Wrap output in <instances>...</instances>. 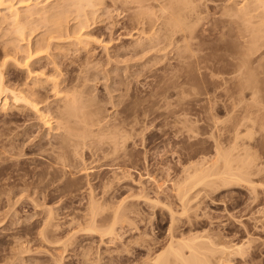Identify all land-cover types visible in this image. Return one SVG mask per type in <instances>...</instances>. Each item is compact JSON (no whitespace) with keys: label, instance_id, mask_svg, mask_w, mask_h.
I'll use <instances>...</instances> for the list:
<instances>
[{"label":"rangeland","instance_id":"374dc122","mask_svg":"<svg viewBox=\"0 0 264 264\" xmlns=\"http://www.w3.org/2000/svg\"><path fill=\"white\" fill-rule=\"evenodd\" d=\"M107 1L104 6L109 17L103 14V8L100 12L105 16L99 14L102 16H99L102 19L99 25L90 24L88 20L86 27L82 28L91 38L83 46L85 49L80 47L81 43L76 44L73 40L75 45L54 51L59 68L66 75L64 77L69 74L71 78L76 77L75 74L84 75L80 60L86 53L89 55L87 61L90 59L89 64L92 62V68H95L89 69V73H94L92 79L95 81L84 80L85 85L88 84L84 94L86 96L89 93L88 98L92 96L93 101L96 99L94 103L99 101L97 103L101 104L96 103L103 111L100 115L105 116L104 125L109 127L122 121L120 129L123 127L121 131L128 136L119 134L122 133L119 126L113 128L117 129V137L127 136L125 141H117L120 145L124 142L122 148L126 153L118 148L120 157L117 153L110 159L106 152L101 151L102 155L98 153L97 150L101 149L91 148L93 155L88 153L87 147L82 148L83 151L79 149L83 159L77 158V154L73 160L77 164L79 160L82 161H79V169L83 165L87 168L83 166L84 170H79L74 162L73 170L69 166L76 182L73 180V185L72 171H66L68 167H62L63 171L59 168V172L57 167L60 165H54L55 162L50 160L45 150L42 153L38 151V147L46 146L47 149L55 141L51 135H54V130L48 131L43 127L37 115L28 109L24 113L23 110L19 111L20 114L16 110L6 112L8 115L0 113V119L4 120L0 121V264H56L59 260L60 264H146L165 248L170 238L177 240L191 234L208 236L214 246H219L218 243L221 246L222 243L230 245L228 255L224 254L227 263L223 258L226 264H264V99L262 96L263 104L258 99L264 95V80L261 79L264 78V46L250 54L252 58L255 57L254 62L262 59L258 61L259 66L257 61L256 64L252 61L253 66L250 63L252 68L249 66L255 72L258 67L260 73L256 72V77L260 75L259 79L263 81L258 80L261 91L257 94L258 98L255 95L258 99L254 98L255 103L253 98H249L252 95L250 90L244 87L242 79H238L234 72L237 71L236 58L248 51L247 44L242 41L241 34L237 35L238 31L235 33L236 28L230 26L233 30L227 31L221 26H226V23L222 21V16H218L222 4L230 0H212L207 3L202 0L207 8L202 1L194 0L197 6L201 2L199 11L205 9L206 12H200L202 18L198 17L200 22L197 21L199 23L195 26L191 40H179L182 36L179 31L169 37L171 41L168 37H161L160 40L156 39V46L152 50L146 48L141 53H138V49V52L132 49L139 34L124 33L134 20L131 14L120 8L115 10L110 5L111 0ZM212 5L217 10L211 9L214 8ZM212 10L217 11V14L213 15ZM156 13L160 15L159 11ZM157 15H152L155 24L160 22L159 18L153 17ZM185 41L189 42L191 48L184 49L186 52L180 47H185ZM1 43L0 59L3 58ZM126 44L130 45L124 46ZM123 47L127 48L124 50ZM136 52L138 54L135 55ZM43 61L42 57L32 60L28 67L42 70ZM11 63L13 61L6 67V81L11 77L13 82L27 79L25 83L31 84L33 73L28 74L27 78L25 65L21 64V67L14 63V67ZM40 96L38 98L35 94L37 99ZM45 132L49 136H45L47 141ZM40 135L44 137L43 140ZM44 140L46 142L43 145ZM225 152L234 158L231 159L234 161L232 172H238L242 165L248 166L247 179L250 178V181L240 177L232 180V183L220 184L222 177L217 161L220 165V153L223 155ZM103 153L107 156L103 157ZM122 153L126 155L121 156ZM48 164H51L50 167L55 166L56 172L50 170V174ZM123 170H128V173ZM202 170L205 175L201 174ZM61 171H66L63 173L66 176L70 175V181L66 176L61 177ZM199 172L205 176L204 181L197 180L200 183H196L193 180V183L191 179L197 175L202 177L200 174L195 175ZM122 173H126V177ZM189 176L191 179L187 178ZM182 180L191 186L185 212L176 194V197L173 195L178 185L185 184L178 183ZM190 181L193 184L190 185ZM139 184L144 188L141 193L149 192L147 195L139 193ZM135 193L140 194L139 198ZM132 194L137 197L133 198ZM141 195L154 200L155 205L151 206V202L144 200ZM90 197L95 203L89 202ZM122 199H126L128 208H133L128 209L130 222H117L111 229L113 233L101 236L107 233L104 227L107 229L106 224L113 218V205L125 204L124 200L121 202ZM96 202L100 206L98 211L92 209L97 211L95 213L89 206ZM49 207L54 212L50 220L55 225L52 228L57 231H54L55 237L46 238L48 240L45 243L42 241L41 228ZM89 214L93 215L91 219ZM170 214L174 222L170 220ZM89 219H93L92 226L95 229L88 225L91 224ZM85 226L92 230H86ZM76 229L81 231H74L73 234L72 231ZM52 232L49 231V234H54ZM68 234L73 235L71 237ZM58 236L62 238L58 239ZM50 238L58 239V243L63 239L65 245H56ZM233 244L240 245V252ZM169 264L188 263L177 261Z\"/></svg>","mask_w":264,"mask_h":264},{"label":"bare ground","instance_id":"6f19581e","mask_svg":"<svg viewBox=\"0 0 264 264\" xmlns=\"http://www.w3.org/2000/svg\"><path fill=\"white\" fill-rule=\"evenodd\" d=\"M106 1L107 0H51V1H48V0H0V38H2V43H1V39H0V43L3 46V47H1L3 49V51H2L3 52V54H2L3 58L1 57L2 59H0V113L5 114L6 112L7 113H9L11 111L13 112V110L18 111L16 113H19V111L22 112V110H23V113H24V110L28 109L37 115L38 120L40 121V123L43 127L47 128L48 131L54 130L52 132V133H54V135L53 134H51V135L54 136L55 141L51 143L50 141L53 140V137L50 136V138H52L50 141L47 138L48 142L51 143V145L49 143H47V144H49L48 147L50 146L49 148L46 149V146H41V148H40V147H38L39 146L38 144H36V145H38L37 146L38 149L41 150V151L38 150L40 153L43 152L42 150H45L48 153V156L51 157L50 160H53V162H55V163H53L54 165L59 164L61 166V167L56 166L58 170H59V168H61L63 171V168L68 167V168H66L67 169L66 171H68V169H70L69 166H71V169L73 170L74 169L73 162L75 160L74 158L77 157L78 155L79 156L77 158H79V157L81 158V156H83V154L82 155H80V154L84 150L82 148H85V147H87L89 149V151L91 148L101 149V150H97L98 153H100L102 155L101 151H103V152H106L108 154L109 158H110V156L113 157L112 155L117 154L118 153L117 151H119V153H120L121 152L120 150H124L122 148V146H124V145H122L124 142L121 143V145H120V143H118L117 141H119V139H120V141H125L126 140L125 136L126 135L128 136V134L125 132L126 129H124L125 133H123L121 131L123 127L120 129V126H122L121 125L122 121L121 122L117 121L116 122L117 125H114V124L112 125L111 122H109L110 125H112V126H109L110 129H109L108 125L107 126L104 125L103 121H105V120H103V119L105 118V116L103 115L104 116V118H103L102 114L100 115V112L102 113L103 111L102 110L100 111V108L97 105V104H99V103H97L99 101H97L96 102L97 104H96V103H94L96 99L93 101L92 96H90V98H88L87 95H89V93H86L87 97L84 94L86 91V85H88V84L85 85L84 80L88 79V81H90L89 79H91V81H92L93 80L92 78H94V73H89V69L90 70L95 69V68L94 69L92 68L93 67L92 66L93 64H91L92 62H90V64H91V67H90L89 61H91V60L89 59L87 61V59L89 58V57L87 58V56H89V55H87V53H86L85 55H83L81 57V60H80L82 62L81 64H83V66H82L83 70L82 69L81 70L84 71V75H83V73H80L81 74L80 75L77 72L78 75L75 74L76 77L73 76V78H71L69 74L67 75V77H64L65 74L59 68L58 61L56 60V57H57V55L55 53L56 51H54V50H62V49L64 50V49H67V47H69V46L75 45L73 40L76 42V44L81 43L82 45H80V47H83L85 44H87L89 39L91 40V38L90 37L88 38L89 35L87 36V33H85V31H83L82 28L86 27V25H87L86 22L88 20H89L90 24L99 25V23H101L102 19H99L100 18L99 16H101L99 14H102L100 11L103 8H105L102 11L103 14L106 12V6H104ZM199 1H202V0H199ZM206 1L212 2V0H205L204 2H206ZM204 2H203V5H204ZM107 3H108V1H107ZM199 3L201 4V2H199ZM174 4H176V5H174ZM200 4H199V6H200ZM110 5H112V7L115 10L120 8L121 11H126L127 13H130L131 18L134 19V20L132 19L133 22L130 23V25L127 27L128 29H125L124 33L125 34L138 33L139 34V38L135 41V43L132 41L134 43V45L132 46V49H133V51H137V49H138L140 51V52L137 51L138 53H141V50H144L146 48H148L149 50H152V48H154L156 46V39H159L161 37H163L164 39L165 38L167 39V37L169 38L172 35H174V33H178L179 31L182 32L181 33L182 36H180L181 38L179 40H181V39L182 40H189L190 38H192V35L195 32L194 30H196L195 26L200 22L198 19L202 18V17H200L202 15V14H200V12L203 11V9H201L202 11H199L200 10V9H198L199 6H197L194 3V0H111ZM206 6H205V8H207ZM112 7H111V9H112ZM200 8H201V6H200ZM114 9H112V10H114ZM211 9H216V7L211 8ZM157 11L160 12V15H157V13H156ZM205 12L206 11L204 9L203 13H205ZM219 12L220 13H218L219 14L218 16H222V21H224V23H226V26L229 25L228 27H226L224 25H221V26L227 28V31H229V29H230V31L233 30V28L231 30L230 26L236 28L237 30L235 29V33H236V31H238V34L237 33L236 34L239 36L242 35V39H243L242 41H244L247 44V46L244 43H242V44L244 46L248 47L247 48L248 51H251V52H248L246 50L247 52L244 51L246 53H243L238 58H236V59H238L236 61L237 62L236 63L237 71L235 70L234 72L236 74L235 76H238V79L239 78L242 79L243 84L245 85L244 87L249 89L250 93H252V95H251L248 92V95L249 94L251 95V96L249 95V98L250 99L253 98L252 101H254L256 103L255 100L259 96V95L257 96V94H259V91H261V90H259L260 85L258 82V80H260L259 79L260 75L258 76L259 78H257L256 72H258V74L260 72L257 70L258 67L255 68L256 69V72H255V70H253V69L251 70L249 68V66L251 67L250 63H252V66H253V62H254L253 59L255 58L254 56H253L254 58L251 57L252 52L255 53L256 52L255 50H257L260 46L261 47L264 46V0H230V2L222 4ZM106 13H109V12L107 11ZM197 13H198V15H197ZM211 13L214 15V13L217 14V11L213 12V10H212ZM199 14H200V16H199ZM119 15H120V13H119ZM152 15H157V16H153V17L159 18L160 22L158 21V24H155L156 22L153 23L155 19L153 20ZM103 16H105V15H103ZM107 16L109 17V15H107ZM191 16H193V17L195 16L196 18H193V17L191 18ZM215 16H217V15H215ZM217 18H219V17H217ZM213 19H215V18H213ZM197 21H199V22H197ZM217 21H221V19L220 20L217 19ZM221 26H220V29L222 28V31H223V27H221ZM140 34H145V35L140 36ZM32 38H34V40H32ZM62 39H67V40H65V41H67V43H63L65 41ZM169 39L171 41V38H169ZM30 42H31V46L29 45ZM170 43H172V42H169V44ZM188 43H189L188 41H185V44L183 45L185 47L180 46L181 48H183L182 49L183 51H185L186 49H189V50L191 49V48H189ZM127 45H130V44H126L124 46H127ZM244 46H242V47H244ZM126 48H124V50ZM128 51L129 50H127V53H128ZM20 52H22L21 55H24V56L19 55ZM137 52L134 54L135 55L138 54ZM262 52L260 53L261 56H263ZM247 54H249V55H247ZM41 57H42V59H44V61L42 62V65H41L42 70L36 69L37 70L36 71L35 69L34 70L29 69V67H31V66L28 67L29 62L32 60H35V59L37 60ZM19 58L21 61H19ZM260 60L262 61V59H260ZM260 60H256V61L260 62ZM12 61H13V64L11 63L12 66L14 65V63H15V65H20V66H21V64L25 65V69L27 70L26 71L27 72V74H26L27 78H28V74L30 75L31 73H33L32 76L34 78H32V81L28 79L29 81H31V84H29V82H28V84L25 83L27 79L20 80V82L18 81L19 80L18 79L17 81L19 83L22 82V85H20V84H18V82L16 83L15 81L14 82L11 81V80H13V79H10L11 77L8 78V80L6 81V79H5L6 67H8L7 64H9V62H12ZM259 62H258V66L260 64ZM31 63L33 64V62H31ZM94 63H96V62H94ZM81 64H80V68H81ZM15 65H14V67H15ZM16 68H17V66H16ZM32 69H33V66H32ZM38 70H40V71H38ZM79 72H80V70H79ZM98 75H99V73H98ZM80 78L81 79L83 78V80L80 81L81 80ZM261 79L264 80V78H261ZM97 80H98V78H97ZM93 81H95V80H93ZM261 81L262 80H260V82ZM263 84H264V82H263ZM84 85H85V90H84ZM40 89L42 90V92L40 91L42 94L39 92ZM257 90H258V92H256ZM37 93H40L39 94V95H41L40 99H37V97H35V94H36V96H38V98H39V95ZM255 95L257 96V98ZM262 96L264 99V95H261L260 98H258L260 101L262 100ZM50 97H52V98H50ZM94 98H95V95H94ZM254 98H256V99L254 100ZM97 99H100V98H97ZM248 99H246V100H248ZM258 99H257V101H258ZM39 100L42 101V106H41L42 110L40 109L39 104L41 102ZM102 100L103 99H101V101ZM262 102H263V100L261 101V104H263ZM95 104H96V106H95ZM99 105H101V104H99ZM101 109H102V107H101ZM28 110H25V111H28ZM0 121H4V120L0 119ZM106 122H108V121H106ZM118 122L120 123V125L118 124ZM114 126H116V127L119 126L120 131L123 133V134L122 133H119V134H121V135L126 134L125 136H123L124 138L121 137V135L118 136L120 138H118L116 136L119 134L117 133L116 127L113 128ZM111 127H112V129H111ZM47 133L46 132L44 133L45 134L44 137L46 136ZM44 137H42L41 139L43 140ZM46 137H49L48 134ZM46 137H45V140H46ZM45 140H44V142L42 141L43 145L47 141V140L46 141ZM118 144L121 147L117 146ZM44 147H45V149H42ZM87 148H86V150H88ZM118 148L119 149L122 148V149L119 150ZM79 149H82V151L80 150L81 151L80 152ZM38 151H36V153H38ZM92 152L90 151L88 153L89 154L91 153L93 155ZM12 153H14V152H11V154ZM33 153H35V151ZM40 153H38V154H40ZM119 153L117 155L120 157L121 153L120 154ZM124 153H126V151ZM225 153H223V155H222V153H220V156H219L220 157L219 158L220 159L219 160L220 165L217 161L218 168L220 167V169H218V170H220L219 174H220V177H222L221 180L223 181L222 182L220 180L222 182V183L220 182V184H223V183L229 184V182H231L232 180H234L236 178L239 179L240 177L241 178L246 177V179H247L248 166L242 165L239 168L238 172L237 171L232 172V170L234 168H232L233 166L231 167V165L234 162V161L232 162V160H234V158H232V156H228V154L227 153L225 154ZM107 154L104 155V153H103V157L107 156ZM45 155H47V154H45ZM94 155H95V153H94ZM124 155H126V154L122 153L121 156H124ZM117 157H115V158H117ZM115 158H113V159H115ZM82 159H83V157L81 158V160ZM81 160H79V161H81ZM79 161H78V164L80 163ZM50 163H52V162H50ZM81 163H82V161H81ZM76 164L77 163H75V166H76ZM78 164H77V168L79 166ZM49 165H51V164H48V166ZM83 166H81V167L83 168ZM51 167L49 166V173H50V170L52 172L53 171L56 172L55 168H54L55 166L52 167L54 170L51 169ZM84 167H86V166H84ZM77 168H75L76 171H77ZM82 168H80V169L78 168V169L84 170ZM60 170H59V172H60ZM221 170H222V172H221ZM62 171H61V177L66 176V174L65 175L63 174V173H66V171L63 173H62ZM125 171L126 170H123L122 172H125ZM202 171H201V174L202 173L204 174L205 172L204 171L202 172ZM52 172L50 174H52ZM59 172L57 174L58 177L60 176ZM126 173H128V170L126 171ZM126 173H125V175L122 173L123 176L126 177V175H127ZM197 174H200V172L196 173L195 175H197ZM54 175H55V173H54ZM57 175H55V177H57ZM70 175L71 176L73 175V171H72V174H70ZM70 175H68V176L71 179ZM114 175H116V173H114ZM193 175L194 174H192V176L191 175L190 176L193 178L194 177ZM204 175H201L202 177L197 175V177H195L196 180H195V178L191 179L190 176L187 178L191 179L192 181L193 180L196 181V183H200L198 181H201V182L204 181L203 180ZM51 176H53V175H51ZM68 176H66V178H68ZM116 176H118V175H116ZM66 178H65V181L68 184L67 180L70 181V179L68 178L66 180ZM118 178H120V177L118 176ZM187 178H185L184 180H186ZM204 178H205V176H204ZM189 179H188V182H189ZM53 180H56V179H53ZM73 180H74V178L72 176L71 181H72V184L74 185L76 182L74 180L75 183H73ZM113 180H116V179L113 178ZM184 180H182L181 182H178L181 184L182 183H185V184L178 185V187L176 185L177 189H176V187H175V189L177 191L175 190V193L173 194L174 196L176 194V196L178 198L177 201L179 200V203L181 204V207L183 209L182 211H184L187 207V201L189 199L188 191L190 190V187H191L188 185L189 184L188 182L187 183L183 182ZM247 180L250 181L251 179L249 178ZM65 181H63V182H65ZM111 181H109V182H111ZM192 181H190V185L195 183L194 181H193V183H191ZM50 182H53V181H50ZM109 182L107 181V183H109ZM66 183H64V184H66ZM70 185H67V186H70ZM104 185H106V183H104ZM223 185H225V184H223ZM142 186L141 185L139 186V187H141V188H139V191H140V192L138 191L139 193H141V190L144 189V188H142ZM60 187H62V186H60ZM63 187H64V185H63ZM156 187H159V186H156ZM145 191H146V187H145ZM139 193L138 194L135 193V195L138 196V195H140ZM142 193L144 194L145 192L142 191ZM148 193H145V194L147 195ZM135 195H133V198L137 197ZM91 197H93V196H91ZM91 197H90L91 200H89V202H94L95 200L92 199ZM141 197L143 199L145 198L144 200H146V201L149 200L151 202L150 203L148 201L150 203V205L151 204L155 205L154 200H150L149 198L146 199L147 196L144 197V195H141ZM131 198H132V196H131ZM138 198H139V196H138ZM123 200L125 201V204H123V203L118 204L117 203L116 206L113 205V207H114L113 208L114 210L112 209L113 210V214H112L113 218H112V220L110 219V221H109L110 224H109V222L106 224L108 226L110 225L109 227L107 226V229L109 228V230H107L106 227H104L105 231H107V233L104 232L103 235H101V236H104V235L108 234L109 232L113 233L114 232V231H112L114 229L113 225H115V223H117V222L118 223L121 221L123 223H124V221L130 222L131 219L129 220L130 214H128V211H129L128 209L131 206L128 208V206H126L127 205L126 199H122L121 202H123ZM94 203L93 204L89 203L90 205H92V206H89L91 208V210L92 209L97 210V208L99 209L100 204H98V202H96L97 204H94ZM130 205H131V203H130ZM132 205H134V207H136L135 206L136 204L132 203ZM102 207H103V205H102ZM50 208L51 207L48 208L47 212L45 211L46 216L43 217L45 219L42 222V228H41L42 233L40 232L42 234V238H43L42 241L44 240L45 243L48 240L46 238L51 237V236L53 238V235L55 237L56 234L54 231L55 230L57 231V229L54 230L52 228L53 226L55 227V225H53V223L50 220H52L51 218H53V216L51 217V215H53L54 212ZM100 209H102V208H100ZM130 209L133 210L132 207ZM89 211H90V209H89ZM93 212H95V211H93ZM90 213H92V212L90 211ZM173 215H175V214H173ZM89 216L91 219L93 215L89 214ZM172 217H173L172 214H170V218H171L170 220L172 222H174L172 220ZM90 219H89V221H90ZM92 220L90 221L91 224H88V223L87 224L92 226V224H93ZM174 220H175V218H174ZM57 225H56V227L58 228ZM88 225H87V227L89 228ZM93 226H92V228H93ZM87 227L85 229L90 230V229H87ZM80 228H81V230H85L84 228L82 229V227H80ZM92 228H91V230H92ZM93 229H95V228H93ZM78 230L81 231L80 229H78ZM78 230L77 229L73 230L72 233L75 234V233L79 232ZM49 231L50 232L53 231L52 233H54V234H49ZM74 231H76V232L74 233ZM94 232H96V231H94ZM101 232H103V230ZM111 233L109 235H111ZM57 234H58V232H57ZM73 234H68V235H70L72 237ZM68 237L67 238L64 237V238H66L68 241L70 238V237L69 238ZM204 237H206V238H204ZM52 238H50V240ZM59 238H60V236H58V239ZM172 238H170V240L168 241V244L165 246V248L163 247V249L160 250V252L156 253L154 255V257H151V259H149V262L147 261L148 263H146V264H169V262H177V261L187 262L188 264H224L225 261H226V263L228 261V259L225 258L226 257L225 255L226 254L228 255V252H229L228 249H229L230 245H225L224 243H222V246H221L220 243H218L219 246L215 245L216 246L215 247L213 244H211V243H213V241L210 243L211 238L209 239V237L206 235H203L201 237V235H198V234H191V235H188L187 238L186 237H184V238L180 237V239H177V240L176 239L173 240ZM202 238H204L206 240H204ZM58 239H57V241H56V238H55V240L52 239L51 242H54L57 245ZM66 239H64L65 240L64 242H66ZM61 244H62L61 247H63V244L65 245V243H63V239H62L61 243L60 242L58 243V245H61ZM215 244H217V242ZM235 245L233 244L235 249L237 251H239L241 249L240 245L239 246L237 245L238 247ZM239 247H240V249H239ZM61 249H63V248H61ZM59 256H56V257L59 258ZM58 258L56 259L57 261L59 259H61V258H59V259ZM223 258L225 259V261H223L224 260ZM214 259H216V260H214ZM56 260H55V263L57 262ZM57 263L60 264V260Z\"/></svg>","mask_w":264,"mask_h":264}]
</instances>
